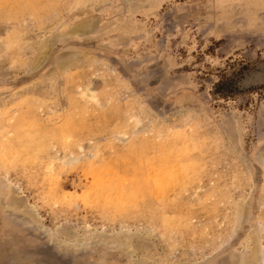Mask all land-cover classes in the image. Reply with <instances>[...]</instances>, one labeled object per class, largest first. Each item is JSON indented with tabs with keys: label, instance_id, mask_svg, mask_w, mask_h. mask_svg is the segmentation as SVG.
I'll list each match as a JSON object with an SVG mask.
<instances>
[{
	"label": "rangeland",
	"instance_id": "374dc122",
	"mask_svg": "<svg viewBox=\"0 0 264 264\" xmlns=\"http://www.w3.org/2000/svg\"><path fill=\"white\" fill-rule=\"evenodd\" d=\"M0 264H264V0H0Z\"/></svg>",
	"mask_w": 264,
	"mask_h": 264
}]
</instances>
